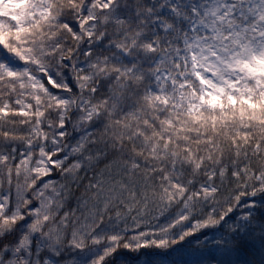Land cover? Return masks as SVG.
Segmentation results:
<instances>
[{
	"label": "snow or ice",
	"instance_id": "snow-or-ice-1",
	"mask_svg": "<svg viewBox=\"0 0 264 264\" xmlns=\"http://www.w3.org/2000/svg\"><path fill=\"white\" fill-rule=\"evenodd\" d=\"M0 264H264V0H0Z\"/></svg>",
	"mask_w": 264,
	"mask_h": 264
}]
</instances>
